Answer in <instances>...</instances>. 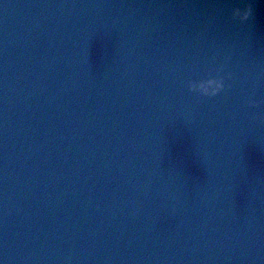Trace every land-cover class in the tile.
<instances>
[{
    "label": "water",
    "instance_id": "obj_1",
    "mask_svg": "<svg viewBox=\"0 0 264 264\" xmlns=\"http://www.w3.org/2000/svg\"><path fill=\"white\" fill-rule=\"evenodd\" d=\"M0 264H264V0H0Z\"/></svg>",
    "mask_w": 264,
    "mask_h": 264
},
{
    "label": "clouds",
    "instance_id": "obj_2",
    "mask_svg": "<svg viewBox=\"0 0 264 264\" xmlns=\"http://www.w3.org/2000/svg\"><path fill=\"white\" fill-rule=\"evenodd\" d=\"M233 20L240 23H247L254 17V6L251 3H246L242 7H234L231 12ZM203 85H210L208 88ZM225 77L217 72L215 75L210 74L206 79L200 81L189 80L187 88L189 92L199 94L205 97H214L225 90ZM249 107L255 108L258 102L252 99L247 100Z\"/></svg>",
    "mask_w": 264,
    "mask_h": 264
}]
</instances>
